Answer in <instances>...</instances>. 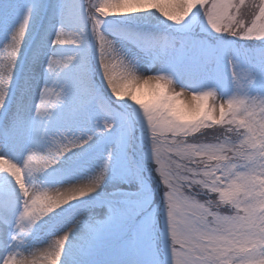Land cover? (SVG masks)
Instances as JSON below:
<instances>
[{
  "label": "snow or ice",
  "instance_id": "snow-or-ice-1",
  "mask_svg": "<svg viewBox=\"0 0 264 264\" xmlns=\"http://www.w3.org/2000/svg\"><path fill=\"white\" fill-rule=\"evenodd\" d=\"M0 264H264V0H0Z\"/></svg>",
  "mask_w": 264,
  "mask_h": 264
},
{
  "label": "rangeland",
  "instance_id": "rangeland-1",
  "mask_svg": "<svg viewBox=\"0 0 264 264\" xmlns=\"http://www.w3.org/2000/svg\"><path fill=\"white\" fill-rule=\"evenodd\" d=\"M127 19L128 18H123V17H121V18H115V17L109 18V20H111V21H120V22H126ZM247 46L251 47V43L249 42ZM91 67H92L93 70L96 68V64H95L94 60L91 62ZM141 70L145 71L146 70V66L142 65ZM145 74L147 75V74H150V73H145ZM93 81L98 86V89L101 91L102 96L105 99H107L108 93H107L106 89H104L103 86L101 85V78L98 75V73H96L95 71L93 73ZM176 90L179 91L178 88ZM217 102H219V101H217ZM209 103H211V100L209 101ZM64 187H67V185H65ZM109 190H111V189H109ZM54 194H55L54 191H51V190L49 191V195H54ZM71 226H72L71 224L68 225V227H71ZM64 231H67V228H64ZM60 234L62 235L63 232H61ZM50 239L54 240V239H56V237L53 236ZM46 240H47V236L45 235L44 230H42V229L41 230H34L32 236L30 238V243L34 244L35 246H38L40 248H44V247H47V245L46 244L45 245H40V244L46 242ZM37 254L39 255L40 253L38 252ZM25 255H27V254H25Z\"/></svg>",
  "mask_w": 264,
  "mask_h": 264
}]
</instances>
